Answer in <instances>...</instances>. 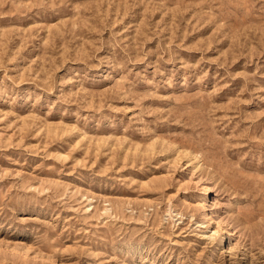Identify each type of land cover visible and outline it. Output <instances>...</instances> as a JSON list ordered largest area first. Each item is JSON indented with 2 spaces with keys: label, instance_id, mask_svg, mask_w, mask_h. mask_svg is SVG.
<instances>
[{
  "label": "rangeland",
  "instance_id": "rangeland-1",
  "mask_svg": "<svg viewBox=\"0 0 264 264\" xmlns=\"http://www.w3.org/2000/svg\"><path fill=\"white\" fill-rule=\"evenodd\" d=\"M0 264H264V0H0Z\"/></svg>",
  "mask_w": 264,
  "mask_h": 264
}]
</instances>
